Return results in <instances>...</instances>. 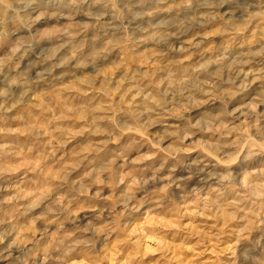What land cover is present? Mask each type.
<instances>
[{
  "label": "rangeland",
  "instance_id": "obj_1",
  "mask_svg": "<svg viewBox=\"0 0 264 264\" xmlns=\"http://www.w3.org/2000/svg\"><path fill=\"white\" fill-rule=\"evenodd\" d=\"M0 264H264V0H0Z\"/></svg>",
  "mask_w": 264,
  "mask_h": 264
}]
</instances>
